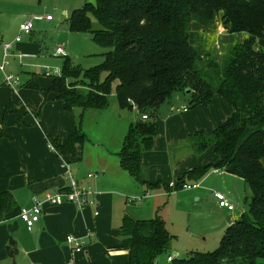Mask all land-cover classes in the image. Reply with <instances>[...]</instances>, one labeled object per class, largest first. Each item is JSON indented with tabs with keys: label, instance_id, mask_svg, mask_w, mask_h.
<instances>
[{
	"label": "crops",
	"instance_id": "0c3cea01",
	"mask_svg": "<svg viewBox=\"0 0 264 264\" xmlns=\"http://www.w3.org/2000/svg\"><path fill=\"white\" fill-rule=\"evenodd\" d=\"M15 3L22 1L0 0V8ZM30 12L19 23L31 19L33 24L43 19L36 24V30L23 34L18 42H14V37L19 32V23H15L14 37L0 34V60L2 44L13 42L7 70L21 74L20 84L13 86L4 82L0 70V192H11L18 207L29 205L33 195L66 186L63 166L66 162L76 178L92 183L98 213H94L93 206L64 201L43 204L41 215L31 229L18 213L0 220V264H69L70 259L76 264H121L129 258L121 230L126 213L139 218L159 215L168 229V224L174 225L178 216L182 218L186 214L191 201L194 205L210 204L216 208L218 216L209 222H214L211 227L222 226L219 231L223 233L235 218L234 210L239 208V215L244 208L245 182L216 166L218 155L212 142L199 148L197 141L201 134L211 135L232 113L233 105L218 93L207 104L186 103L187 98L181 93L161 102L154 114L151 145L141 151L138 179L121 166L118 151L129 125L142 117L132 106H120L116 95L114 112L83 110L81 127L85 138L75 143L74 152L62 153L56 141L62 143L76 129L78 115L76 109H67L53 91L45 95L43 90L50 85L51 75L44 69L45 66L61 68L64 56L56 55L55 47L64 46L70 56L68 44L73 33L85 32L69 29L68 21L67 26L58 21L53 23L54 16L47 19L41 11ZM45 24L52 30L55 43H47L46 31H42ZM217 31L218 44L223 48L228 43L243 41L246 36L244 31L227 32L221 25ZM254 47L264 49V36L256 39ZM49 142L56 150L49 147ZM203 167L205 172L195 176L194 170ZM88 172L93 175L88 177ZM179 178L198 181L199 185L188 189L170 185L171 180ZM228 184L241 185L243 196L231 192ZM215 190L223 192L234 204L232 210L218 205ZM129 195H141V198L127 202ZM191 229L186 228L189 237H192ZM69 233L85 241L81 251L72 250L66 241ZM170 248L177 256L190 252L186 250L188 244L175 250L170 243ZM162 259L157 260L164 263Z\"/></svg>",
	"mask_w": 264,
	"mask_h": 264
},
{
	"label": "trees",
	"instance_id": "16d2710c",
	"mask_svg": "<svg viewBox=\"0 0 264 264\" xmlns=\"http://www.w3.org/2000/svg\"><path fill=\"white\" fill-rule=\"evenodd\" d=\"M67 18L69 29L89 32L103 48V60L82 67L63 55L60 74L51 75L43 90L45 95L53 91L67 109H80L76 129L62 143L56 141L57 149L74 152L75 143L85 138L83 110L107 108L114 88L120 106L130 107L131 99L140 114L151 117L129 125L118 151L121 166L138 179L141 151L151 145L159 104L186 89L190 104L222 95L234 109L211 135L201 134L197 145L212 142L216 166L244 180V208L214 249L176 255L173 264H264V49L254 47L264 36V0H85ZM218 22L227 32L246 33L220 54L201 34L211 39ZM19 208L11 192H0V220ZM121 230L129 248L121 264H158V256L169 252L173 234L159 215L126 213Z\"/></svg>",
	"mask_w": 264,
	"mask_h": 264
},
{
	"label": "rangeland",
	"instance_id": "374dc122",
	"mask_svg": "<svg viewBox=\"0 0 264 264\" xmlns=\"http://www.w3.org/2000/svg\"><path fill=\"white\" fill-rule=\"evenodd\" d=\"M21 1L22 3H15L13 6L6 7V8H3V7L0 8V34L3 33L5 37L9 36L10 38L14 35L13 29H14L15 23L18 24L21 19H24L30 16L31 10L33 12L41 11L43 15L50 14L51 16H54L53 23L55 21H58L60 22L61 25L67 26L68 15L72 12L74 8L82 6L85 0H21ZM42 20L33 21L32 30L33 29L36 30L37 29L36 24ZM92 20L93 22H95L94 17H92ZM218 26H220L219 22L217 23L216 29L214 31V35L211 37V39L207 37L209 35H207L206 33H201V34L203 35L204 38H206V40L208 38L207 43H209L211 47H214L216 52L220 54L225 51L226 47L223 48L222 46L218 44V41H217L218 40L217 38ZM48 29H49L48 24H45L42 28V31H46L44 32L45 34L44 36H45L47 43L49 44V42L51 41L54 42L56 41V39L54 35L51 34L52 30H48ZM223 30H224V27H223ZM35 32H38V31H35ZM231 43H228V44H231ZM68 46L70 47L72 51L70 54V58L72 59V61H74L75 63H78L82 67H88L96 63H99L103 60V55H102L103 48L92 39V36L89 32L73 33ZM210 49L212 50V52L214 51L213 48H210ZM60 57L58 59L59 62L61 60ZM103 75H104V72L101 74V77ZM20 77H21V74H20ZM68 80H70V78H68L67 81ZM113 87H114V83H113ZM77 88L83 89V87H77ZM176 93L183 94L187 98V100L185 99L186 103H189L188 92L177 91L171 96V98H173V96ZM114 100H115V93H114V88H113L109 95L108 107L103 108V109H97V110L108 109L109 111L114 112V109L116 108V102H114ZM76 110L77 112L80 111V109L78 110V108H76ZM228 188L230 189L231 192H234L235 194L239 195L240 198L243 196V188L241 187V185L228 184ZM192 199H194V197ZM193 202L194 201H191V204L188 206L190 208L186 209V214L182 218L178 216V219L174 222V225H170V224L167 225L168 230L175 235L170 241L171 246L173 245L174 249L177 250V247L179 248V247H182L188 244L189 248H186V250H189V251H191L192 249H195V250L214 249L218 245V242H219L218 237H220V235L222 234V232L219 231V229L222 226L218 227L219 225H216L215 227H211V224L214 222H209V221L214 220L218 216L217 215L218 213H216L217 209L214 208L210 204L199 206V205H194ZM237 206L240 207L241 205L240 206L237 205ZM204 207L206 208L203 209ZM238 211H239V208L238 210L237 209L234 210L235 217L238 216ZM186 228H192L191 229L192 237L188 236L186 232ZM172 250L173 249L170 248L169 251L172 252ZM188 253L189 252L187 251L180 255L185 256ZM165 254L159 255L158 259L160 260L164 256L162 259L164 262Z\"/></svg>",
	"mask_w": 264,
	"mask_h": 264
},
{
	"label": "built area",
	"instance_id": "2783aa9c",
	"mask_svg": "<svg viewBox=\"0 0 264 264\" xmlns=\"http://www.w3.org/2000/svg\"><path fill=\"white\" fill-rule=\"evenodd\" d=\"M45 18L50 19L52 16L50 14H46ZM32 29V21L31 19L23 20L19 23V32L14 37V42H18L23 34H27ZM14 44L13 42H4L2 44V59L0 60V70L3 72L4 82L8 85H19L21 82V77L19 74L11 72L7 70V66L10 63V56L13 54L12 48ZM54 53L56 55H66L67 51L62 45H57L54 49ZM23 54V53H21ZM20 54V55H21ZM44 72L49 75L60 74L61 68L57 67H48L45 66ZM131 102V106L136 110H139L137 104L129 99ZM142 118H147L146 114L140 115ZM49 147L55 149L52 143L49 142ZM56 150V149H55ZM63 166L65 167V173L67 177V184L62 189L57 190H45L40 196L33 195L32 203L29 205H21L18 211V215L24 221L26 227L31 229L33 224L39 219L43 204H59L64 201H69L77 204L78 206H93L95 207L94 213H98V203L95 198V188L92 183L88 180H81L76 178L73 173L68 169V163L63 162ZM88 177L93 175V172H88ZM170 185L183 189L194 188L199 185L198 181H189L184 180L180 183L177 180H171ZM214 195L217 199V203L221 207H225L228 210H232L234 208V204L225 196V194L221 191L215 190ZM141 198V195H129L127 196V202H137ZM66 241L70 244L73 251H81L84 248L85 241L74 235L69 233L66 235ZM176 252H168L165 255L164 263L158 264H173V260L176 257ZM69 264H76L73 259H70Z\"/></svg>",
	"mask_w": 264,
	"mask_h": 264
},
{
	"label": "water",
	"instance_id": "95a60500",
	"mask_svg": "<svg viewBox=\"0 0 264 264\" xmlns=\"http://www.w3.org/2000/svg\"><path fill=\"white\" fill-rule=\"evenodd\" d=\"M188 91H189V89H186V90H185V92H188ZM174 253H175V252H174Z\"/></svg>",
	"mask_w": 264,
	"mask_h": 264
}]
</instances>
